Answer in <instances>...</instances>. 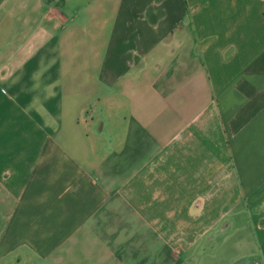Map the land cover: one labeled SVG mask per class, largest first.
<instances>
[{
	"label": "crops",
	"instance_id": "crops-1",
	"mask_svg": "<svg viewBox=\"0 0 264 264\" xmlns=\"http://www.w3.org/2000/svg\"><path fill=\"white\" fill-rule=\"evenodd\" d=\"M259 246L264 0H0V264Z\"/></svg>",
	"mask_w": 264,
	"mask_h": 264
},
{
	"label": "rangeland",
	"instance_id": "rangeland-1",
	"mask_svg": "<svg viewBox=\"0 0 264 264\" xmlns=\"http://www.w3.org/2000/svg\"><path fill=\"white\" fill-rule=\"evenodd\" d=\"M233 232V231H232ZM259 251H260V254H264V246L260 247L259 246ZM264 264V263H263Z\"/></svg>",
	"mask_w": 264,
	"mask_h": 264
}]
</instances>
